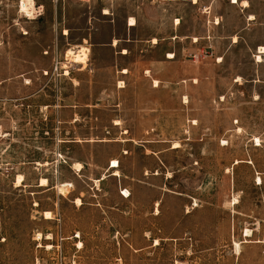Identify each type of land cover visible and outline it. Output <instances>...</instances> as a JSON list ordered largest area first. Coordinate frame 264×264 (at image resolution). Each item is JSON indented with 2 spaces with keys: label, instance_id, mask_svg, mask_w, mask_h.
Returning <instances> with one entry per match:
<instances>
[{
  "label": "rangeland",
  "instance_id": "obj_1",
  "mask_svg": "<svg viewBox=\"0 0 264 264\" xmlns=\"http://www.w3.org/2000/svg\"><path fill=\"white\" fill-rule=\"evenodd\" d=\"M18 1L0 5V264H264V15L247 39L239 9L214 25L229 0H36V19Z\"/></svg>",
  "mask_w": 264,
  "mask_h": 264
},
{
  "label": "crops",
  "instance_id": "obj_2",
  "mask_svg": "<svg viewBox=\"0 0 264 264\" xmlns=\"http://www.w3.org/2000/svg\"><path fill=\"white\" fill-rule=\"evenodd\" d=\"M196 1V2H195ZM199 1L202 0H191L192 5L196 6L199 4ZM238 1L237 4L233 3L232 0H229L228 3L224 4L225 7L221 10V12H217L216 11V17H215V26H220L222 28H225V23L228 19H230V17L234 14H236V12L239 11L242 13L243 17L240 16V20H244L243 24L245 25V28H242L241 30L243 32H245V36L248 38H250L251 35V31H252V25H254V22L259 21V17L264 15V0H235ZM2 0H0V5H1ZM244 2H247L249 4V6L246 8L243 5ZM223 6V5H222ZM263 6V7H262ZM207 11H210L209 8H207ZM263 12V13H262ZM208 14V12H207ZM211 13H209L210 15ZM264 18V16H263ZM178 20V19H177ZM247 25V28H246ZM242 37H241V33H238L236 31H232L230 34H223L219 35V37H217L216 39V43H222L224 41H231V45L234 46L236 44H239V42L241 41ZM260 47H264V45L260 46ZM217 58H221V55H216ZM125 69H122V71Z\"/></svg>",
  "mask_w": 264,
  "mask_h": 264
},
{
  "label": "bare ground",
  "instance_id": "obj_3",
  "mask_svg": "<svg viewBox=\"0 0 264 264\" xmlns=\"http://www.w3.org/2000/svg\"><path fill=\"white\" fill-rule=\"evenodd\" d=\"M195 2H196V1H195ZM237 3H238V1H235V4H237ZM242 6H244V7L247 8V7L249 6V4H248L247 2H244ZM24 10L26 11V13H27L28 15L32 16V15L34 14V4H33V3H30L29 6H25V7H24ZM179 24H180V22H179V20H177V21H176V25H179ZM135 25H136L135 21H134L133 19H130V21H129V26H130V27H134ZM153 43L156 44L157 41L154 40ZM117 45H118V41L115 40V41L113 42V46L117 47ZM259 51H260L259 54H264V47H260ZM88 53H89V49H88V48H86V47H80L79 50H77V51L69 50V51L67 52V58H68V59H71L72 62L77 63V64H80V65H82L83 67H85V66H87V56H88ZM124 53H125V52H124ZM169 58L173 59V58H174L173 54H170V55H169ZM258 61H259V62L261 61V56H258ZM67 73H68V72H67ZM123 73H127V71L124 70ZM156 84H158V83L156 82ZM178 147H179V144H178V143H175L174 148H178ZM149 152H150V151H149ZM237 163H239V161H238ZM235 165H236V163H235ZM75 166H76V168L80 169L81 164H77V165H75ZM118 167H119L118 162H117V161H113V164H112L111 168H112V169H117ZM117 171H118V170H117ZM117 171H115V172H117ZM118 174H119V173L117 172L116 175H118ZM104 179H105V178H104ZM258 181L261 182V181H262L261 178H258ZM22 184H23V177L19 176V177H18V180H17V183H16V187H21ZM46 185H47V181H46L45 179H42V181H41V186H46ZM59 187H60V186H59ZM65 187H66V185H63V186H61L60 189L65 188ZM66 188H67V187H66ZM66 190H67V189H66ZM64 193H65V192H64ZM125 194H127V191H125ZM127 195H128V194H127ZM128 196H129V195H128ZM128 196H127V197H128ZM81 203H82L81 200H80V199H77V204L80 205ZM237 203H238V201L235 200V201H234V205L237 204ZM44 216H45V219H51V218H52V213H51V212H44ZM250 235H251V232H250L249 230L246 231V236L249 237ZM41 238H42V236H41V234H39V235H38V240L41 239ZM48 240H49V238H48ZM260 243H264V238H263V240H262ZM80 246H82V243H79V247H80ZM235 246H237L238 249L240 248V244H238V243H236Z\"/></svg>",
  "mask_w": 264,
  "mask_h": 264
},
{
  "label": "built area",
  "instance_id": "obj_4",
  "mask_svg": "<svg viewBox=\"0 0 264 264\" xmlns=\"http://www.w3.org/2000/svg\"><path fill=\"white\" fill-rule=\"evenodd\" d=\"M233 3H235V0H232ZM30 3L34 4V14L32 16L28 15L26 11L24 10L25 6H29ZM18 10L19 14L24 15L26 18H39L43 15L44 8L43 6H39L36 4V0H19L18 1Z\"/></svg>",
  "mask_w": 264,
  "mask_h": 264
}]
</instances>
